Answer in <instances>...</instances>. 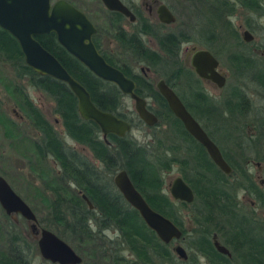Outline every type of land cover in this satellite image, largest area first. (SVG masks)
Masks as SVG:
<instances>
[{
    "label": "trees",
    "instance_id": "16d2710c",
    "mask_svg": "<svg viewBox=\"0 0 264 264\" xmlns=\"http://www.w3.org/2000/svg\"><path fill=\"white\" fill-rule=\"evenodd\" d=\"M198 2L203 23L198 32L206 49L217 58L226 54V62L238 84L242 82L245 87L264 93V36L259 48L262 53L251 54L245 49L252 41L244 42L229 19L241 8L249 14L245 26L258 34V26L251 24V18L264 15V0ZM150 35L163 53L162 57L150 55L153 65L163 70L158 75L168 83L181 81L180 99L221 150L231 173H222L210 161L204 148L184 130L180 120L173 116L165 100L152 87L147 88L156 108L149 109L158 123L150 128L154 130L159 124L164 125L166 136L155 139V144L138 142L129 133L124 138L110 134L104 140L96 124L80 118L76 98L68 86L33 72L24 64L16 40L0 29V56L4 64L10 67L15 79L25 80L34 90L51 98L66 135L86 147L99 164L94 167L86 158L71 152L38 107L19 91L31 126L40 135L34 142L37 155L40 159H54L62 170L60 184L51 187L50 221L44 228L56 233L64 242H72L73 246L75 242L94 244L101 261L107 264H264V217L253 209L245 212L239 202L241 193L248 194L264 211V185H260V180H255L248 169L257 162L264 165V106L263 110L253 106L237 85L223 100L214 101L199 87L200 79L193 70L180 63L181 44L191 38L175 32ZM35 39L85 87L100 110L116 114L130 122L133 128L144 125L134 114L129 116L115 109L116 104L107 100L110 83L97 78L68 54L54 34L39 35ZM92 39L101 52L97 40ZM111 91L120 96L115 87ZM174 165L181 168L183 179L195 194L192 204L175 201L165 193L164 173ZM120 170L126 171L149 207L180 228L181 242L188 251L187 260L173 255L170 244L162 243L155 232L146 227L137 211L125 202L113 184L114 175ZM82 195L90 200L92 209ZM187 208L189 221L194 226L190 231L185 230L181 216ZM109 232L115 234V239ZM214 235L228 249L229 256L213 246ZM17 239L18 236H14V259L8 261L5 257L1 264H19L21 253L27 255V251L33 249L25 239ZM78 250L75 252L79 253ZM83 255L81 264H87L83 258L87 254L83 252Z\"/></svg>",
    "mask_w": 264,
    "mask_h": 264
},
{
    "label": "water",
    "instance_id": "95a60500",
    "mask_svg": "<svg viewBox=\"0 0 264 264\" xmlns=\"http://www.w3.org/2000/svg\"><path fill=\"white\" fill-rule=\"evenodd\" d=\"M107 10L122 13L133 19L134 16L119 0H101ZM160 20L165 23H173L174 15L162 7L159 11ZM0 29L8 32L19 44L23 54L24 64L33 72L42 76H50L57 81L65 83L70 92L74 94L77 104V112L80 118L96 124L105 140L107 135L126 137L131 131V124L121 119L116 114L100 110L91 101L89 92L75 78L69 74L61 62L46 50L36 36L52 33L56 41L88 71L92 72L100 80L115 84L119 91L129 95L134 101V111L138 118L147 126L157 124V117L147 108V103L135 93V83L129 80L121 70L111 66L100 54L92 37L97 28L91 20L70 3L64 0H0ZM242 40L251 42L254 35L250 31H243ZM194 73L199 78L210 81L219 89L226 84V77L218 72L219 60L207 49H196L190 60ZM157 89L165 99L168 109L173 116L180 120L184 130L207 152L210 161L222 173L230 174L231 168L222 157L216 143L211 140L205 131L186 109L183 102L169 88L164 81L157 83ZM260 166V163H255ZM113 184L124 198L125 202L133 207L144 224L154 231L162 243L168 244L182 237V231L170 219L160 215L152 207H149L145 198L138 192L125 170H120L114 175ZM260 185H264V179H260ZM171 199L190 204L195 194L188 183L182 177H175L169 187ZM89 209L93 206L90 200L81 196ZM0 207L8 216L17 214L31 223V231L37 232V217L27 202L14 192L8 182L0 175ZM39 236L36 244L38 252L44 261L51 264H81L82 256L76 253L73 247L64 242L56 233L47 228L38 230ZM213 246L223 255L229 256V251L221 245L214 236ZM177 257L187 260V251L180 244L174 246Z\"/></svg>",
    "mask_w": 264,
    "mask_h": 264
},
{
    "label": "rangeland",
    "instance_id": "374dc122",
    "mask_svg": "<svg viewBox=\"0 0 264 264\" xmlns=\"http://www.w3.org/2000/svg\"><path fill=\"white\" fill-rule=\"evenodd\" d=\"M55 1L56 0H52V2ZM67 1L71 2L76 8H80L86 13H89L87 14L88 18L93 19L95 27L98 26V22L101 21L99 17L101 7H99L100 4L96 2V0ZM175 3L174 14H176V19L169 27V31H182L191 38V41L182 44L180 50V63L182 67L190 68V59L193 51L206 48V44L202 42L198 32L203 23H201V18L195 7L196 3L194 0H177ZM236 11L231 21L241 35L242 32L240 28L246 25L249 14L247 15L241 8H237ZM251 24L258 26L256 28H258L259 33L253 34L254 39L252 43L246 47L245 51L251 54H260L262 52L259 48L262 42L261 39L264 36V15L259 18H251ZM93 37L97 40V43L101 45V40L103 42V38L99 37V29ZM110 40V38L104 39V43L108 45V43L111 42ZM104 46L103 44V48ZM239 49L243 50V48ZM218 59L220 65L219 71L226 75V84L224 87L219 89L213 83L204 80H200L199 87H201L214 101L220 102L227 97L230 90L237 85L244 90L248 97V101L251 104L253 103V106L263 110L264 93L256 91L252 87H245L242 82H239V84L236 82L232 75V70L228 67L226 62V54L221 55ZM182 87L180 86V88H178L182 90ZM19 91L27 95L32 103L38 107L42 115L54 127L57 136H59L61 140H65V145L71 152H75L81 157L86 158L94 167L99 164L86 147L78 145L66 135L63 126H61L60 118L54 112L55 105H53L54 103L51 98L42 94L40 91L34 90L25 80L15 79L12 70L7 64H4L0 56V175L9 183L14 192L28 203L31 210L35 212L39 228H44L45 224L50 221L51 187L56 186L57 183V185L60 184L59 178L62 175V170L54 159H40L37 155L34 142L40 139V135L31 126V121L26 115L25 106H23L22 96ZM124 101L128 107L125 108L123 112H126L129 116H131V113L137 116L136 111H134L133 101L126 98ZM154 108L155 107L152 106V109ZM165 132L167 131L164 125L159 124L157 128L152 130L145 124H141L137 125L135 128L132 127L129 135L138 142L155 144V139H158V137L162 139V137L166 136V134L164 135ZM248 169L255 180L259 181L260 179H264V165L258 167L256 164H253L250 165ZM180 171L181 168L174 165L169 172L164 173L165 193L167 195H169L171 181L175 177L182 176ZM72 187L74 188L75 186L72 185ZM239 202L245 212L253 209L257 215L264 217V211L258 208L255 201H253L248 194L241 193L239 195ZM181 216L184 218L183 226L185 230H192L194 226H192L189 221V209H184L181 212ZM0 222L3 223L9 231L7 234H5L4 231L2 232L0 225V258L6 256L7 244L10 237L12 236L13 244L14 236H18V239L23 238L27 243L33 246L30 252L29 250L27 251L29 264H46L48 262L44 261L38 252L36 240L39 233H33L31 231V224L29 222L17 214L7 216L4 214L1 207ZM109 235L113 237V239L116 237L112 232H109ZM180 243L178 241L171 243L169 248H171L172 251L174 246ZM69 244L73 246L72 242ZM180 245L185 247L182 243ZM77 248L81 255H83V252L87 254L83 257L85 258V263L107 264L101 261L99 250L94 247V244L89 243V245H85L75 242L73 249L76 251ZM172 253L177 256L175 251H172Z\"/></svg>",
    "mask_w": 264,
    "mask_h": 264
},
{
    "label": "flooded vegetation",
    "instance_id": "af4514ba",
    "mask_svg": "<svg viewBox=\"0 0 264 264\" xmlns=\"http://www.w3.org/2000/svg\"><path fill=\"white\" fill-rule=\"evenodd\" d=\"M64 1H67V0H64ZM119 1L123 5H125V7L132 14V16H134L133 19H131L129 16H125L122 13L107 10V8L103 5L101 0H96V2H98L100 4L99 7H101L100 8L101 11L99 14L101 21L98 22V24H97L98 28L95 27V28H97V32L99 29V37L103 38V42L101 40V45L98 44L99 48L101 49L100 54H102L103 58L111 66H114L118 70H121V72L124 73V75L129 80H132L135 83V88H134L135 93L139 97H141L143 100L146 101L147 108L149 111H151L149 109V107H151V109H152V106L156 108V102L152 99V94L147 87H152L159 92V90L157 89V83L161 80L164 81V83L167 84L169 88L173 89L175 94L180 99V94H182V90L179 89L181 86L180 85L181 81H178L177 83L166 82L164 78H162L161 76L158 75V73L161 75V73H162L161 71H163V70L157 68L156 65L154 66L153 62L151 60V57H150V55H152V54H158L160 57L163 56L161 49L159 48V46H157V43L155 41L154 36H151L150 33L153 34V32H154V33L164 34V33H174L175 32V33L184 34L182 31H169V27L174 22L173 23H165V22H162L160 20L161 14H159V11L161 10L162 7H164L167 10V12L174 15V18L176 19V14H174V6L176 5L175 2H177V0H119ZM194 1L196 3L195 7L197 8V11H199V2H198V0H194ZM67 2L70 3L74 8H76L71 2H69V1H67ZM78 9L81 10L86 15V17L88 18L87 14H89V13H86L85 11H83L80 8H78ZM198 13L200 15V12H198ZM89 19L93 23V19H91V18H89ZM175 19H174V21H175ZM93 25H94V23H93ZM145 29H151V31L145 30ZM240 30L242 32L241 37L243 36L242 35L243 31H250L246 26H244V27L242 26L240 28ZM250 32L252 33V31H250ZM106 37L111 39L110 40L111 42L108 43V45L104 43V39H108ZM185 42H187V41H185ZM103 44L105 45L104 48H103ZM182 44H181V46H182ZM204 49L207 50L206 48H204ZM180 50H181V47H180ZM179 56H180V51H179ZM216 59L219 60L217 57H216ZM190 68L193 70L192 66ZM193 72H194V70H193ZM218 72H220L219 67H218ZM220 73L222 75H224L222 72H220ZM224 76L226 77V75H224ZM197 78H199V77L197 76ZM199 79L203 80L201 78H199ZM204 81H206V80H204ZM206 82H210V81H206ZM113 87H115L116 90L119 91V89L117 88V86L115 84L110 83V86L107 90L108 91L107 92V100L111 104H114V103L116 104V108H115L116 110L125 111V108H127L128 106L126 105V102L124 101V99L126 98V99H129L130 101H133V100L129 97V95L123 94L121 91H119L120 96L117 97V93L114 94V92L112 93V91H111V89ZM181 101H182V99H181ZM133 103H134V101H133ZM151 112H153V111H151ZM153 114H154V112H153ZM157 121H158V118H157ZM56 123H57V121H56ZM154 126H152V127H154ZM131 127H132V124H131ZM148 127H151V126H148ZM63 141H65V140L63 139ZM64 144H65V142H64ZM178 177H182V176H178ZM170 198H171V196H170ZM192 203H190V204H192ZM2 211H3V209H2ZM0 225H1L2 232L4 231L5 234L9 233V231L6 229V226L3 223L0 222ZM38 229H42V228H39V225L37 223V232L35 231L33 233H38ZM214 236H216V238H217V235H214ZM214 236H213V241H214ZM181 240H183V237L179 240H174L168 244L174 243L176 241H178L180 243ZM219 243H220V241H219ZM7 245H8V247H7V253H6L5 257H7L6 259L8 261H11L14 259L13 258L14 257L13 256L14 246L12 244V236L10 237ZM183 248L186 249V247H183ZM172 251L174 252V249H172ZM186 251H187V249H186ZM187 253H188V251H187ZM21 255H22V258H20L18 260V263L19 264H29L30 262H29L28 256L24 252L21 253ZM126 256L128 258H130L129 255H126ZM5 257L0 258V264L5 260L4 259Z\"/></svg>",
    "mask_w": 264,
    "mask_h": 264
},
{
    "label": "clouds",
    "instance_id": "9594fccd",
    "mask_svg": "<svg viewBox=\"0 0 264 264\" xmlns=\"http://www.w3.org/2000/svg\"><path fill=\"white\" fill-rule=\"evenodd\" d=\"M229 19H232L231 17H229Z\"/></svg>",
    "mask_w": 264,
    "mask_h": 264
}]
</instances>
